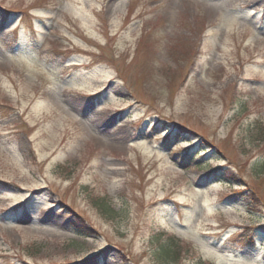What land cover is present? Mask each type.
<instances>
[{"label":"rangeland","instance_id":"1","mask_svg":"<svg viewBox=\"0 0 264 264\" xmlns=\"http://www.w3.org/2000/svg\"><path fill=\"white\" fill-rule=\"evenodd\" d=\"M261 160L264 0H0V264H264Z\"/></svg>","mask_w":264,"mask_h":264},{"label":"trees","instance_id":"2","mask_svg":"<svg viewBox=\"0 0 264 264\" xmlns=\"http://www.w3.org/2000/svg\"><path fill=\"white\" fill-rule=\"evenodd\" d=\"M202 165L204 164H200V162L199 164L195 163L196 168L204 167ZM254 168H255L256 173H259L262 170H264V161L261 160V161L255 162ZM94 199L99 200V202H94V205L99 210V212L102 215L107 216L108 218L112 217L114 210L112 209L110 202L103 201L102 199H99L97 197H95ZM72 224L78 231H87L88 233H91L90 230L84 224H82V222L77 217L73 219ZM168 240H170V243H167V238H165L164 240L160 241L156 247V252L158 253V256L164 260H166L172 254L176 253V247L175 245H172V242H171L174 240V238L169 237Z\"/></svg>","mask_w":264,"mask_h":264}]
</instances>
